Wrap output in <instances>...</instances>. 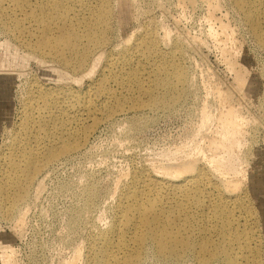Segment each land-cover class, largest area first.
<instances>
[{"label":"bare ground","instance_id":"6f19581e","mask_svg":"<svg viewBox=\"0 0 264 264\" xmlns=\"http://www.w3.org/2000/svg\"><path fill=\"white\" fill-rule=\"evenodd\" d=\"M116 1L122 9L127 7L126 0H0V22H14L10 27L2 23L3 30L20 38L30 54H41L75 76L97 56L108 58L105 75L84 92L35 83L25 109L29 122L2 159L0 202L4 200L1 207L8 216L22 219L40 174L52 161L79 151L103 119L131 107L165 109L186 92L189 71L182 63L185 44L179 39L164 45L158 29L146 27L125 38L121 51L110 49ZM234 2L264 44V0ZM224 49L228 58L233 57ZM230 66L236 62L230 60ZM245 72L238 68L236 79L248 85L251 80ZM9 77L0 73V107L8 96ZM202 108L201 128L217 118L215 137L209 139L216 150L208 154V139H202L206 147L195 140L196 145L176 146L170 156L165 151L170 158L165 165L159 163L157 168L154 163L155 168L138 167L132 173L130 169L131 177L119 190L117 215L106 225L108 229L92 239L86 264H140L149 243L157 255L193 254L198 264H264V162L258 186L245 187V178L254 172L253 168L245 172L246 177L240 176L245 158L237 148L244 143L245 118L231 105L217 116L206 104ZM76 252L70 264H78L84 251ZM0 257L6 264H17L7 248Z\"/></svg>","mask_w":264,"mask_h":264},{"label":"rangeland","instance_id":"374dc122","mask_svg":"<svg viewBox=\"0 0 264 264\" xmlns=\"http://www.w3.org/2000/svg\"><path fill=\"white\" fill-rule=\"evenodd\" d=\"M117 2L112 48H109L114 52L121 51L127 37H133L146 27L157 28L164 37V45L179 39L185 44L182 63L189 71V81L185 85L187 94L165 109L147 105L131 107L99 122L84 147L52 161L40 174L23 209L24 218L8 216L1 207L4 200L1 201L0 255L7 248L12 251L17 264H70L76 251H84L81 253L84 259H79L80 254L77 263L86 264L92 239L108 229L106 225H111L117 215L118 196L131 177L130 172L138 167L165 165L169 163L171 152L178 147L200 144L202 139H208L205 141L207 147L203 140L201 142L208 148H204L206 153L216 150L211 138L216 134L217 118L209 121H212L211 125L208 122L203 128L200 126L205 104L216 116L219 110L231 105L245 118L244 143L240 150L237 148L245 158L242 162L245 163L244 172L240 176L246 177L245 172L254 168V172L245 178V187L255 188L260 183L259 173L263 171L260 165L264 162V44L243 11L234 0H126L125 9ZM2 23H8L10 27L14 22L2 19L0 22V73L10 75L8 96L0 107V184L2 159L7 147L22 135L29 122L25 109L35 85L40 82L43 86H62L84 92L105 75L108 60L107 54L99 55L75 76L55 61H46L41 54H30L20 38L3 30ZM226 27L228 32L223 29ZM224 48H228L233 57L229 59ZM230 60L236 62L235 67L230 66ZM238 68L248 74L246 76L251 80L248 85L244 84L245 80L242 83L236 79ZM197 129H201L204 138ZM195 140L199 141L196 143ZM261 237L264 241V232ZM155 252L149 243L140 264H198L193 254L179 257L160 256ZM216 263L220 264L218 261L213 264ZM0 264H6L2 257Z\"/></svg>","mask_w":264,"mask_h":264}]
</instances>
